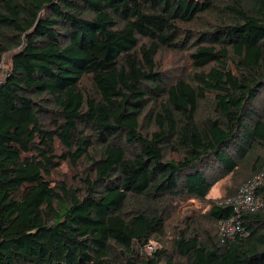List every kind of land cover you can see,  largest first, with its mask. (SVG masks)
I'll use <instances>...</instances> for the list:
<instances>
[{"label": "trees", "instance_id": "1", "mask_svg": "<svg viewBox=\"0 0 264 264\" xmlns=\"http://www.w3.org/2000/svg\"><path fill=\"white\" fill-rule=\"evenodd\" d=\"M12 48L0 264H264V210L247 235L191 220L145 249L189 199L217 227L235 210L212 188L264 166V0H0V64ZM161 49L187 51V78L164 81ZM67 159L91 162L80 186L52 183Z\"/></svg>", "mask_w": 264, "mask_h": 264}, {"label": "rangeland", "instance_id": "2", "mask_svg": "<svg viewBox=\"0 0 264 264\" xmlns=\"http://www.w3.org/2000/svg\"><path fill=\"white\" fill-rule=\"evenodd\" d=\"M16 51L15 48L8 50L3 55V61L0 64V81L6 76L10 71L12 66L13 53ZM157 62L159 70L162 73L163 79L165 82H175L181 78H187L189 74L193 71L190 62L187 57V51L183 49H178L176 51H169L167 49H161L157 56ZM58 153H62L65 149L57 141ZM261 153L264 155V149L261 150ZM91 162L87 159L77 166L73 165L72 162L67 160H61L59 167L52 171V183L53 184H62L66 183L72 186L81 185V177H85L90 169ZM250 168H240L234 175H228L222 178L216 183L212 188L210 197L212 199H223L232 197L237 189L244 183L247 178V175L250 174ZM254 174L253 176H255ZM252 176V177H253ZM251 177V179H252ZM250 179V180H251ZM230 195V196H229ZM210 205L207 201L201 202L197 199H189L186 202L179 205L171 206V215L167 220V232L162 243L151 241V243L145 247L147 251H153L157 247L166 244V246L171 247V244L179 233V231L185 227V224L191 220L197 221L193 224L199 225V227L214 228L216 231H219V225H215L206 221L205 218H202ZM214 226V227H213Z\"/></svg>", "mask_w": 264, "mask_h": 264}, {"label": "built area", "instance_id": "3", "mask_svg": "<svg viewBox=\"0 0 264 264\" xmlns=\"http://www.w3.org/2000/svg\"><path fill=\"white\" fill-rule=\"evenodd\" d=\"M264 185V166L251 180L244 182L232 197L222 200L221 204L232 205L235 213L221 220L219 234L224 239L234 237L236 234L247 235L242 225V216L245 213L264 210V199L257 193V189Z\"/></svg>", "mask_w": 264, "mask_h": 264}]
</instances>
